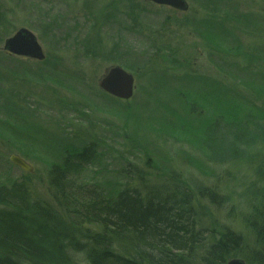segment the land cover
I'll use <instances>...</instances> for the list:
<instances>
[{"label": "rangeland", "instance_id": "374dc122", "mask_svg": "<svg viewBox=\"0 0 264 264\" xmlns=\"http://www.w3.org/2000/svg\"><path fill=\"white\" fill-rule=\"evenodd\" d=\"M186 1L189 12L179 14L190 21L182 30L172 25L173 9L147 4L154 28H165L166 58L157 67L151 66L150 58L144 61L140 57L143 48L139 41L145 44L146 36L134 41L129 34H120L129 51L121 53L122 58L116 60L111 51L120 42L115 43L111 33L117 35V27L112 29L107 24L106 32L101 33L98 30L101 25L93 22L98 14L90 18L82 12L83 0H0V134L3 135H0V188L28 182L34 198L47 202L54 190L50 172L58 161L55 155L65 154L67 149L68 154L80 156L83 150L68 148L67 144L84 143L88 139L86 147L91 146L93 152V142L98 139L103 157L100 162L97 158L76 169H81L75 180L79 187L86 185L84 189H88L97 186V181L117 180L116 172L124 164L125 172H134L136 168L148 185H161L163 189L175 178L160 177L157 170L167 157L172 161V169H168L175 176L181 174L193 183L202 182L210 189L220 190L229 200L240 199L245 191L243 184L257 180L244 159H253L259 151L264 153V45L259 51L254 49V38L244 37L235 30L232 18L237 11L264 15V0H218V4L226 3L234 8L226 7L220 13L204 16L199 9L201 0ZM220 5H217L219 11ZM40 7L57 18V32L61 38L65 37L61 42L47 40L42 35V27L36 21L39 16L35 13ZM97 7L101 8L100 3ZM215 16L227 22L229 29L225 28L229 33L204 23ZM23 28L37 37L46 61L9 57L4 52L5 42ZM171 30L175 32L170 38ZM96 39H100L98 46L94 44ZM129 52L133 56L126 55ZM15 62L28 68L22 77L8 76ZM117 64L134 75L137 94L135 100L124 102L103 93L106 102L120 106L109 108L91 94L99 90L105 72ZM162 70H167L171 77H162ZM163 85L185 90L184 100L180 99L182 104L173 105L161 98ZM55 100L61 110L48 107ZM226 103L228 110L224 107ZM137 104L142 111L135 128L130 119L134 116L129 117L128 111L138 108ZM219 125L218 132L209 131L212 128L208 126ZM14 134L19 137L17 143L11 141ZM158 147L162 153H158ZM220 151L224 162L218 155ZM15 155L33 166L34 174L14 166L11 157ZM96 172L102 175L97 176ZM127 175L117 183L124 185ZM139 184L136 179L130 187ZM246 228L239 224L244 234Z\"/></svg>", "mask_w": 264, "mask_h": 264}, {"label": "trees", "instance_id": "16d2710c", "mask_svg": "<svg viewBox=\"0 0 264 264\" xmlns=\"http://www.w3.org/2000/svg\"><path fill=\"white\" fill-rule=\"evenodd\" d=\"M93 1L84 0L90 18L96 14L91 10ZM138 4V0L105 2L104 8L111 12L104 9L93 22L97 25L100 17L105 23L116 21L125 10V17L133 19ZM233 20L234 29L254 38L252 47L259 51L264 45V15L237 11ZM210 24L226 30L225 22L217 25V18ZM208 128L215 133L220 125ZM97 152L94 141L93 152L85 149L78 162L88 165L97 158L100 162L103 154ZM77 168L59 175L57 169L51 170L54 191L49 202L34 200L29 188L19 183L0 190V264H228L236 257L246 264H264V169L247 185L250 213L243 226L253 238L246 243L249 236L232 232L218 219L230 200L202 182L179 174L160 189L161 185H148L134 168L125 179L129 183H117L126 177L118 171L117 180L97 181L98 189L87 192L86 185L75 184L72 171ZM70 173L75 176L68 177ZM136 179L140 184L130 187ZM227 215L234 219L232 213ZM94 227L101 233L89 231Z\"/></svg>", "mask_w": 264, "mask_h": 264}, {"label": "bare ground", "instance_id": "6f19581e", "mask_svg": "<svg viewBox=\"0 0 264 264\" xmlns=\"http://www.w3.org/2000/svg\"><path fill=\"white\" fill-rule=\"evenodd\" d=\"M71 1V0H70ZM72 1H75V2H77L78 0H72ZM112 2V0H100V1H98V0H94L92 3H91V10H92V12H94V13H96V14H99V12H104L103 10L105 9L104 8V6H105V2H106V5H109V3L110 2ZM115 1V0H114ZM117 1H120L121 3H124V2H126V0H117ZM202 2L201 3H199V9L200 10H202V12H203V16L206 14H208L209 13V15L210 14H217V13H220V12H222L225 8H226V6H224V4L223 5H220V4H218V0H201ZM138 2H139V4H138V7L136 8V12H135V15H134V17H133V19H129L128 17H125L126 16V12H127V10H125V8H124V6H123V11H124V15L121 13V14H119L118 15V19L116 20V21H110V22H107V23H105L104 21H103V18L102 17H100V19L99 20H97V22H98V24H100L101 25V27H100V29H98L101 33H105L106 31L104 30V27H106L107 26V24H110L111 25V28L113 29V28H115V27H117V31H118V34L116 35V34H114V33H111V34H113V39H114V42L115 43H119L117 46H114V48L112 49V54H113V57L117 60V59H121L122 58V54L121 53H123V52H127V51H129L128 50V47H126V43L124 42V38L122 37V38H120V34H122V33H125L126 35H130L132 38H133V40H134V38H138V40L137 41H139L140 39H145L143 36H146L147 37V39H145L146 40V42H145V44H144V42H142V41H139V44H141L140 45V47H142L143 49H142V51H140L139 52V54H140V57H143L144 58V61L147 59V58H150L151 59V63H153L151 66H154L155 64H156V66L158 67L159 66V64L160 65H162L163 64V62H162V60H164L165 58H166V56L165 55H163V54H165L166 52V49H167V42L165 41V37H164V35H165V28H163V29H160V30H157V29H155L154 28V26L152 25V22H153V20L150 18V15L149 14H151V10L150 9H147V4L149 3V4H151V5H154L155 7H164V8H168V7H165V6H157V5H155L154 3H151V2H145L144 0H138ZM100 3V5H101V8L100 9H98V4ZM188 3V2H187ZM83 4H84V0H83ZM217 5H220L221 6V10L219 11V8H218V6ZM189 7V6H188ZM170 9V8H169ZM171 9H173V8H171ZM174 11H173V13H174V15H175V17L173 18L174 19V22H173V27H175V28H177V29H179V28H181V29H179V30H182L183 28H185V27H188L189 26V21H190V18H184V17H182L179 13H181V12H183V11H177V10H175V9H173ZM189 10H190V8H189ZM189 10H188V12H189ZM85 11V13H87L88 15H89V12L88 11H86L85 9H84V6H83V9H82V12H84ZM105 12H111V11H109L108 9H105ZM104 12V13H105ZM195 12V11H194ZM35 13L36 14H38V16H39V18L36 20L37 21V25H39V26H41L42 27V29H41V32H42V35L44 36V38H46L47 40H51V41H56V42H61L62 40H63V38H65V37H63V38H61L62 37V35H60V33L59 32H57V29H58V23H57V18H53V15L51 14V12L50 11H47V10H45L44 8H42V7H40V8H38V12H36L35 11ZM185 13H187V12H185ZM190 13H191V11H190ZM192 14V13H191ZM195 15L196 16H199V15H197L196 13H195ZM219 15V14H218ZM236 15V14H235ZM181 16V17H180ZM98 16H96V18H97ZM197 18V17H196ZM215 18H217L216 16H215ZM235 18V17H234ZM234 18H232V20L234 19ZM52 20H53V23H52ZM54 20H56V22L54 21ZM85 20H86V18H85ZM214 20V19H213ZM61 21L62 20H59V22L61 23ZM211 21L212 20H210V21H208V20H204V23H211ZM222 22H224L223 20H222ZM233 22H234V20H233ZM199 24H201L200 23V21L198 22ZM220 23H221V21H219L218 20V24L217 25H220ZM195 24V23H194ZM234 25H236V24H234ZM51 26V27H50ZM225 26L229 29V27H228V24H227V22L225 21ZM47 27V28H46ZM235 27V26H234ZM107 30V29H106ZM222 30V29H221ZM109 32V31H108ZM175 31H173V30H171L170 31V38H171V36L173 35V33H174ZM125 35V36H126ZM115 36H117V37H115ZM99 40L100 39H96V41L94 42V44H95V46H98V44H99ZM8 41V40H7ZM7 41L5 42V44H4V52L10 57V56H12V57H14L11 53L9 54L8 52H6V44H7ZM134 41H136V40H134ZM48 42V41H47ZM98 43V44H97ZM48 45H50V43L48 42ZM140 47H139V49H140ZM53 48V47H52ZM44 55H45V52H44ZM126 55H130V56H133V54L131 53V52H129V53H127ZM22 57V56H21ZM20 57V58H21ZM26 58V57H25ZM86 58H87V56H86ZM30 59V58H29ZM33 59V58H32ZM46 59V58H45ZM114 59V60H115ZM34 60H36V59H34ZM115 60V61H116ZM16 61V60H15ZM37 61H39V60H37ZM46 61V60H45ZM40 62H42V61H40ZM43 62H44V60H43ZM160 62H162V63H160ZM16 63V65H14L12 68H11V70L8 72V76H11V75H18V76H20V77H22L23 75H25L27 72H28V68H26V67H24L23 66V64H20L19 62H15ZM120 64V63H119ZM119 64H117V65H119ZM117 65H115L114 67H111V68H109L106 72H105V77L103 78V79H105L106 77H108V74L113 70V69H116V68H121V69H123L121 66H122V64H121V66L119 65V66H117ZM124 70V69H123ZM162 71H164L163 72V76L162 77H165V78H169V77H171L170 76V74L168 73V71L166 70H162ZM152 73H153V71H152ZM131 74V73H130ZM129 74V75H130ZM154 74V73H153ZM132 75V74H131ZM134 76V75H133ZM103 79L100 81V83L98 84V87H99V90H94L93 92L94 93H92V91H90V90H88V92H90V93H92L91 95L92 96H97V98L102 102V104L103 105H105V106H108L109 108L110 107H116V108H120V106L119 105H113V104H111V103H108V102H106L103 98H102V95L104 96V97H106V96H108V97H111L112 99H116V100H118V101H124V102H131V100H135L136 98V94H137V90H136V85H135V82H134V85H135V87L133 88V90L131 91V93H130V96H131V98L130 99H125V98H122V97H116L115 95H113V94H111V93H109V92H107V91H105L104 90V87L102 86V85H100L101 83H102V81H103ZM134 79H135V77H134ZM190 81H191V79H190ZM186 83V82H185ZM188 83H186V85H187ZM73 87H75V88H77L79 91H82L83 90V88H80L79 86H73ZM175 88V89H174ZM174 89V90H173ZM106 95H104V94ZM185 93V90H183L180 86H177V87H171L170 88V86H168V85H163V87H161V98H165V99H168L169 100V102H170V104H173V105H175V104H177V105H180V104H182L181 103V100L183 101L184 99H183V96H182V94H184ZM185 95V94H184ZM107 98V97H106ZM181 99V100H180ZM108 100H111V99H109L108 98ZM111 101H113V100H111ZM52 102V104H47L48 105V107L50 108V109H56V108H58V109H60L61 110V105H60V103L58 102V101H51ZM113 102H115V101H113ZM138 105V108H135L134 110H132V111H128V114H129V117L130 116H134V117H132V118H130L131 120H133V126L136 128L137 126H138V124L140 123V121H139V119L137 118L138 117V115L139 114H141V107L139 106V104H137ZM125 106V105H124ZM224 107L228 110L229 109V106H228V104L226 103L225 105H224ZM128 109H129V107H128ZM222 118H223V120L226 122V120L224 119L225 117H223L222 116ZM227 119V118H226ZM223 121V122H224ZM5 130V132L6 133H8V134H12V133H10L9 131H7V129H4ZM1 135V134H0ZM1 136H3V135H1ZM11 138V141L13 142V143H17V140L19 141V137L17 136V134H14V135H12V137H10ZM54 141H55V139L54 138H52ZM57 140H62L61 138H57ZM56 140V141H57ZM64 140V139H63ZM66 140H68V139H66ZM71 140H74V139H71ZM98 139H96V142L98 143V141H97ZM89 141V139L87 140V141H85L84 143H81V142H77L76 141V143L75 142H73V141H71L72 143H68L67 144V147L69 148V147H71V148H73V149H75V150H85V149H88V148H91V146L90 147H86L87 145H88V142ZM82 151V152H83ZM101 151H103V149H102V146L98 143V154H101L102 152ZM81 152V153H82ZM222 152L223 153H225V151L222 149ZM158 153H162V149H160L159 147H158ZM218 155L219 156H221V157H223V155H222V153H221V151L220 152H218ZM55 156H58V161H57V163H54L53 164V167L51 168V170H53V169H57V174L59 175L60 173H64V172H68L67 171V169H69V170H73V169H75V168H77V167H79L84 161H80V162H78L79 160H78V156H75V155H71V154H58V155H55ZM214 156V155H213ZM256 156V157H255ZM15 157H19V158H21L20 156H17V155H15V156H12L11 158H15ZM86 158L87 157H89V154H86V156H85ZM86 158H84V159H86ZM257 158V159H256ZM255 159V160H254ZM164 161L163 162H160V164L157 166V170L159 171V175L161 174L162 176H164L165 178H167V177H169V178H174L175 177V173L173 172V171H171V170H169L168 168H170V169H172L171 168V163H172V161L169 159V158H167L166 157V159H163ZM261 162L259 165H257L256 164V162ZM28 163V162H27ZM244 163L247 165V166H249V167H251L252 168V170H251V173H252V177H256V176H258L259 174H260V172H262L263 171V169H264V153H261L260 151L258 152V153H254V156H253V159H251V160H247V159H244ZM13 164V163H12ZM29 164V163H28ZM256 164V166H254ZM14 165V164H13ZM30 165V164H29ZM122 166L120 167V172H122V173H127L128 175H130V174H134V172H131V173H129V172H125V169L126 168H124L125 167V165L124 164H121ZM14 166H16V165H14ZM31 166V165H30ZM17 167V166H16ZM33 167V166H32ZM20 168V167H19ZM34 168V167H33ZM21 169V168H20ZM22 170V169H21ZM81 170V169H80ZM80 170L79 171H77V170H74V171H72V173H74L75 175H77L78 173H80ZM25 172V171H24ZM26 173V172H25ZM28 173V172H27ZM29 174H32V173H29ZM34 174V173H33ZM75 175H73V174H71L70 173V175L68 176V177H70V176H75ZM135 175H136V173H135ZM124 181V183L126 184V183H129V182H127L126 180H123ZM16 183H19V182H16ZM251 183V182H250ZM19 184H23L25 187H27V188H29V184H28V182H22V183H19ZM249 183H245V184H243V186H242V189H245V191H243V193H242V195H241V197H240V199L239 200H230V203L227 205V207L225 208V209H223L224 210V212L219 216V221L223 224H225V226L226 227H228L232 232H237L238 234H240V235H242L244 238H246V237H248L249 236V240H245L246 241V243L249 241H251L252 240V238H253V236L252 235H250V232H247V233H243V232H241L240 231V229H239V224H242V225H244V217H245V215H247V214H249L250 213V205H249V199L246 197V191L248 190V187H247V185H248ZM14 185H16V184H14ZM131 185H133V184H131ZM13 186V185H12ZM5 188H7V187H5ZM5 188H0V190L1 189H5ZM93 188H97V186H95V187H93ZM89 189L90 188H88V189H85V190H87V192H89ZM29 191H30V193H31V196H32V198L34 199V200H38V199H40V198H34V193H33V191L29 188ZM54 191V190H53ZM86 192V191H85ZM221 195H223L221 192H219ZM49 198H51V200H52V195L49 197ZM42 200V199H41ZM51 200H49V201H51ZM43 201V200H42ZM49 201H47V202H49ZM244 205H245V207H244ZM235 208V210L234 211H232L231 210V208ZM243 207H244V211H242V209H243ZM232 213V216L234 217V219H232L231 217L230 218H228V215H227V213ZM99 229V227H94V229H89V231L90 232H98V233H101V230L99 231L98 230ZM101 229V228H100ZM235 260H239V261H242V262H244V264H246V261L243 259V258H241V257H236V258H233V259H231L229 262H231V261H235Z\"/></svg>", "mask_w": 264, "mask_h": 264}, {"label": "water", "instance_id": "95a60500", "mask_svg": "<svg viewBox=\"0 0 264 264\" xmlns=\"http://www.w3.org/2000/svg\"><path fill=\"white\" fill-rule=\"evenodd\" d=\"M145 2L154 3L157 6H165L173 8L177 11L188 12L189 8L186 0H144ZM6 52L17 57H26L30 59H36L43 61L46 57L44 55V49L38 43L36 36L32 32L23 28L20 29L13 37L9 38L6 44ZM135 79L133 75H129L125 70L121 68L113 69L108 77L103 79L102 85L104 90L115 95L116 97H122L130 99V93L135 87ZM11 162L20 167L23 171L28 173H34V168L25 162L22 158H11ZM228 264H244V262L235 260L228 262Z\"/></svg>", "mask_w": 264, "mask_h": 264}]
</instances>
